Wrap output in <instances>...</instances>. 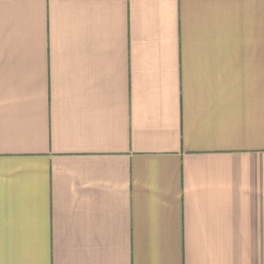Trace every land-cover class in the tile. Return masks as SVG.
Masks as SVG:
<instances>
[{
  "label": "crops",
  "instance_id": "0c3cea01",
  "mask_svg": "<svg viewBox=\"0 0 264 264\" xmlns=\"http://www.w3.org/2000/svg\"><path fill=\"white\" fill-rule=\"evenodd\" d=\"M0 264H264V0H0Z\"/></svg>",
  "mask_w": 264,
  "mask_h": 264
}]
</instances>
